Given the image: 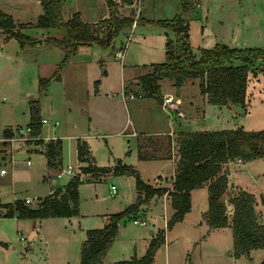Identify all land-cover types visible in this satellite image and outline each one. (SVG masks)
<instances>
[{
	"label": "crops",
	"instance_id": "1",
	"mask_svg": "<svg viewBox=\"0 0 264 264\" xmlns=\"http://www.w3.org/2000/svg\"><path fill=\"white\" fill-rule=\"evenodd\" d=\"M177 1L179 2L177 15L180 14L184 22L188 23L189 25V43L196 55H199L201 48L213 47L217 43H225L230 47L239 48H264V43L256 40L260 36V34H262L261 26H264V7H252L249 9H244L239 5L234 6V0H216L219 2H216L215 0H194L195 5L193 6L191 4V1L189 0L186 4V8L183 9V7L181 6L182 0ZM37 2L39 3V5H41L40 0H37ZM105 2L106 7L101 13L96 15L95 19L94 17L91 19H87L83 16V11L85 9L83 3L79 5L80 2H78L77 5H75L68 2L67 0V3L65 1L66 4H64L63 6L65 12L64 18L69 19L71 18L73 13L78 12L84 22H88L90 24L96 23L97 21L108 16L109 10L107 6V0H105ZM243 3L244 2H241L240 4ZM122 4L127 6H134L133 4L124 2H122ZM227 6L230 7L227 8ZM214 7L220 10L223 8L226 12L224 13V15H220L222 14V12H220L219 10L210 11ZM0 9L9 13L13 17L16 24L15 28L19 27L18 23H27L24 28L22 27L20 29H25L29 32H31L30 30L40 32L39 36L41 37L43 35L44 38H46L47 36L58 37L59 35V30L56 27H39L32 24V22L36 23L37 17L41 13H43V8L41 12L39 11L37 13V16L34 20H22L23 17H26L27 8L25 7V3L20 0H0ZM118 10L119 13L123 15H129L133 12V9H131L128 14L122 13V11L120 10V6H118ZM210 13L211 15H216L215 19L212 22L208 21ZM184 14L187 15L184 16ZM190 16H195L199 19L201 17L199 23L200 26L198 27L197 31L200 41L199 43H197V45H194L192 41L193 30L191 28ZM202 17H204V19H202ZM194 21L198 22L199 20L194 19ZM252 28H255L256 30ZM0 33L2 40L5 34L2 32L1 28ZM164 33L166 35L165 38H171V30L164 29ZM30 36H32V34H30ZM114 41L115 45L112 44V50H114V46H117L116 38ZM122 42L123 41H121L120 43ZM56 46L60 47L59 45ZM141 47L142 51L145 50V53L149 54L156 50V47L152 43L148 42L146 37L143 38ZM164 48V53H166V42ZM143 55L144 54H141L140 57H142ZM118 57L122 59L123 55ZM145 58L146 57L141 58V64L136 65L132 69L131 65L122 64L121 66V69H123L121 81L122 101L126 108L128 118L127 121L129 122V124L126 128L127 122H125L124 125H122V128L117 131L118 135H124L121 137L115 136L116 140L119 141L117 144V150L115 149L113 141L109 140L106 130L107 128L103 126L106 125V123L109 121H111L112 123L115 122V120L118 118L117 114H115L116 111L114 113L113 110V102L115 101V95H113L114 91L105 87L107 85L106 83L109 75L107 68H105L104 72L96 74L93 78L90 79L89 88L87 89L86 94H84V107L78 108L77 114H79V116L77 118L74 117V114H67L66 123L61 127V129L58 128L60 122L57 126L52 125L53 127L50 131V135H42L43 129L41 130L39 137L43 138L44 141H47L51 138H59L61 140V163L64 161L67 155L70 156L71 154V156L74 155V158L76 159V168L72 165L73 163H71L72 159H69L68 164L72 165L75 170H78L81 166L87 164V162L80 161L77 157V139L80 138L88 143L90 150V159L93 163L100 166H112L117 162V160L120 159L127 164L133 165L139 171L142 179L147 183H150L154 186H172L171 178L176 172L177 162L179 159L178 134L182 131L215 130L204 129L202 127H199L198 129H192V126H199L198 120L204 118L207 106H209V104L211 105L212 103H209L207 101V97L201 94L198 78L186 79L177 92V89L173 84V80L168 77H163L158 81L161 90V100L157 99L156 97H152L155 98V101L151 102V107H147L148 109L155 110V114L151 113L152 116L150 117V121H153L155 123V131L144 130L143 125L140 124V120L145 115L149 114L148 109L140 104V108L137 111V106L136 104H134L133 106L135 110H133V106L132 108L129 106V101L130 99H148L151 97H137L132 94L125 95L124 89L127 83H129L130 81L137 83L139 82V77L141 75L151 71L152 63H159V61H148L151 59ZM121 62H123V60ZM130 69L132 70L131 72ZM263 73L264 71L260 70L256 71V73H252L251 71L249 72L247 84V99L251 97V84L256 80H259V77H261ZM250 78L252 79V81H250ZM96 80L99 81L98 90H95L94 82ZM165 83L169 85V89H165ZM192 85H196L198 87V90H196L195 87H192ZM187 86H189V88L192 90L188 94L184 91V88L186 89ZM140 88L141 86L139 84V88L137 89L140 90ZM195 91L197 94H195ZM166 97H171L172 102L170 104L164 102V99ZM199 106H201V110L198 109ZM218 106H227L230 108L229 105ZM238 109L239 108L237 107L236 110ZM132 112L134 113L133 115ZM41 117L48 116L41 115ZM53 118L55 119H51L58 120L56 119L57 117ZM29 121L30 112L29 120L27 121V123ZM239 126L243 125H238L233 128ZM7 127L11 128L13 132V135L11 137L3 136V130ZM18 127L22 126L19 125V123H15V125H13L12 123H7L5 121L0 124V131L2 132V136H0V142L3 143L0 144V155L3 154L4 150L7 149V145L5 144H7L9 141L14 140V132ZM130 128L131 131L129 130ZM151 136H155V140L153 142H150V140L148 141L149 137L151 138V140L154 139ZM121 138L124 140H122ZM143 138L147 141L146 144L143 143ZM104 145L107 146V152L102 154V159H99L98 155L95 152L96 147H104ZM34 147L37 151L43 152L44 144H41L39 147ZM140 149L142 150V153L145 155V157L139 156ZM253 161L264 163V157L257 158L251 161H241L239 159H234L225 164V167L228 169L229 181L228 189L223 195L222 199L226 198L228 202L235 193L242 189L251 192L255 197V210L258 214L259 221L264 223V168H259L255 171L249 170L248 165H250V163H252ZM45 163L47 166L46 155ZM41 170H43V166L39 169V171H37V173H39L40 176L43 177L44 175H41L43 174ZM6 172L7 171H5L4 173ZM150 172H152L151 177H146ZM11 174V181L8 185H12L13 179L18 176V169L13 168ZM72 175L73 174H71V176ZM112 177L117 180L115 182L113 181L110 184V186L114 184L116 187L114 193L111 192L110 189L109 194L111 196L115 197L116 195H118L119 190L122 188V186L127 184V198L124 201L120 202L121 207L119 208L121 209H119V211H121L127 205L135 202L137 199L138 193L136 189L135 178L131 175L120 174L109 175L108 177H106V179H114ZM104 178L105 177H89L88 179L82 180V182L78 186L79 213L76 215L42 218H20L17 216L16 212L14 213L12 218L17 217V219H19L18 221H31L30 224L32 227L29 231V238L31 240V243L35 240H38L39 243H42V248L45 254L43 258L44 262L48 263L50 262V259H53L51 250L49 249L50 239H58L59 244L63 243L64 245L62 252L58 250L60 254V256L57 258L58 264H72V262H75V264H79V262H81L80 246L83 240L86 238V230L88 228L102 227L106 222L109 221V216L110 214H112V212L110 211L113 210L111 209L113 208L112 204L108 203V205L105 200L100 198L97 189V185L100 184L98 181H102ZM92 183H94L93 189L90 187V190L88 192H84V187H86V184ZM52 191L53 189H51L49 193H51ZM10 192H14L12 186L11 188H9L8 186L7 188H4L2 192H0L1 211L4 204L13 202L9 201L8 199L11 196ZM21 199L23 198L21 197ZM15 200L16 199H14V201ZM94 206L100 207V209L95 210ZM207 210L208 191L207 183H205L201 187L192 189L191 209L187 213H185L182 220L177 221L171 229L166 230L165 242L162 243L156 250L151 264H202L204 258L206 259L208 257L214 260L218 257H222L225 254L230 256L231 259H234V264H261V262L264 260V248H254L250 250L249 255L242 254L239 257H235L232 228L230 226L214 228L210 227L206 217ZM174 211L175 209L171 204V198L168 193H164L160 196H151L148 201L140 207L139 211L129 214L121 219L125 220L126 218L135 216L136 214L144 215V218H142L141 220H146V224L148 222L151 223V226L147 230V235L141 239L135 236L129 239L126 257H124L125 253L124 255L122 253L120 257H110L108 254V250L102 262L95 264H138L125 263L124 261L132 259L135 253L130 254V252H132L133 250L138 252L136 253V255H134L137 258L143 256L147 250L150 240L157 234L158 230L166 228L167 222ZM5 217L7 216L0 215V220L2 221ZM228 219L229 221H231L232 219V210L228 213ZM18 234L19 239H25L24 234L21 231H18ZM21 235H23L24 238H21ZM138 243L141 246L139 249L137 247ZM47 248L49 249L50 253L47 252ZM32 251L33 247L31 246V244H29V246L25 250V254H27V256L33 255ZM160 253H162L161 258ZM256 255L258 257V261L255 260Z\"/></svg>",
	"mask_w": 264,
	"mask_h": 264
},
{
	"label": "trees",
	"instance_id": "2",
	"mask_svg": "<svg viewBox=\"0 0 264 264\" xmlns=\"http://www.w3.org/2000/svg\"><path fill=\"white\" fill-rule=\"evenodd\" d=\"M132 4L133 0H120ZM189 0H182L181 6L186 8ZM43 8L35 26L56 27L61 36L47 37L44 41L59 45L65 52L60 60L52 79H61V70L66 66L70 57L78 51L80 46L97 45L106 48L113 44L116 36L125 27L134 23V13L123 15L119 13L116 0H107L108 16L101 19L100 26L84 22L79 13L75 12L71 18L65 19L62 7L65 0H40ZM165 29H171L175 40L166 41L165 61L151 64V71L139 77L140 90L129 88L124 94L137 97H156L161 100L159 79L168 77L173 80L177 92L183 82L189 78L199 79L201 94L207 101L218 105H234L241 108L246 103L248 75L256 61L264 65V48L262 47H230L225 43H217L213 47H203L196 55L189 43V25L179 14L173 19L155 21ZM13 17L0 9V28L5 34L4 39L15 38L21 47L34 45L39 38L30 36L21 30H15ZM264 71V67L259 69ZM258 71V70H254ZM51 78H41V85L48 83ZM98 90L99 81L95 82ZM40 106L38 100L30 102V121L26 124L31 128V134L37 138L35 144H44L43 152L47 158L48 168L61 165L60 154L62 143L59 138L44 141L39 135L42 130ZM13 132L7 127L3 136L11 137ZM179 159L177 169L172 176V186H154L144 181L139 171L131 164L122 160L112 166H100L90 159L88 143L77 139V157L87 162L81 166L79 172L73 174L63 186L56 187L51 193L37 198L36 204H26L24 199H16L6 203L0 210V215L13 216L17 213L20 218L71 216L79 213L78 186L83 179L89 177L103 178L109 175L126 174L135 178L137 199L123 210L112 213L109 221L102 227L88 228L86 238L81 244V264H95L102 262L112 245L119 221L140 207L153 195L168 193L171 204L175 209L167 222L166 228L158 230L150 240L143 256H133L125 263L151 264L158 247L165 242L166 230L183 219L185 213L191 209V191L207 183L208 210L206 217L210 227L230 226L234 242V256L249 255L251 249L264 248V223L259 221L255 210V197L251 192L239 190L230 200L232 219L226 214L227 204L222 197L228 189V169L225 164L230 160L251 161L264 157V129L223 128L203 131H182L178 134ZM140 157H145L142 150ZM264 264V260L261 262Z\"/></svg>",
	"mask_w": 264,
	"mask_h": 264
},
{
	"label": "rangeland",
	"instance_id": "3",
	"mask_svg": "<svg viewBox=\"0 0 264 264\" xmlns=\"http://www.w3.org/2000/svg\"><path fill=\"white\" fill-rule=\"evenodd\" d=\"M20 1L24 2L27 8L26 17H23L22 20H34L37 13L42 11V6L39 5L37 0ZM65 1L67 3V0ZM190 1L194 6L195 1ZM68 2L75 5H77L78 2H80L79 5L83 3L85 6L83 16L87 19L93 17L95 19L96 15L101 13L106 7L105 0H68ZM116 2L118 6H120L122 13L128 14L130 10L133 9L134 16L137 13L138 5L140 6L138 16L134 17V26L132 24L130 27H125L120 31L119 35L115 37L117 46H114V50H112L111 46L103 48L96 43L81 46L77 53L70 57L64 69L61 70L62 79L60 80L52 79L51 76L55 73L60 60L65 55L61 47L56 46L53 42L44 41L45 38L43 35L41 37L39 36L40 32L33 30L29 32L25 29L21 30L20 28H24L27 23H18L19 27H16L15 30H21L29 35L32 34L35 38L43 37L41 44L37 42L25 48L21 47L19 41L15 38H9L8 40H4L3 38L1 40L0 36V124L5 121L13 125L19 123V125L25 127L29 120L30 102L32 100H38L40 114L48 116L46 118L50 120V123L42 126V135H50V131L53 127L51 122L52 119H55L53 117H57L56 119L60 122L58 128L61 129L66 123L67 114H74L75 118L79 116L77 110L79 107H84V94H86L89 88L90 79L96 74L101 73L102 68H107L109 75L105 87L114 91L113 95H115V101L113 102V110L114 113L116 111L115 114H117L118 118L115 120L116 123L109 121L103 126L107 128L109 140H112L115 149H118L117 144L119 141L116 140L115 136L121 137L124 135H118L117 131L122 128L125 122H127L126 128L129 124L127 121L126 108L122 101L121 81L123 69H121V66L122 64L131 65L132 69L136 65L141 64L140 59L144 57H146L145 59H151L148 61L161 62L165 60L164 46L167 39L164 33L165 28L155 21L173 19L177 15L179 2L177 0H140L139 3L134 6L123 5L120 0ZM241 2L244 3L240 4ZM233 5H239L244 9L252 7L263 8L264 0H234ZM229 7L230 6H227V8ZM212 10H219L222 12L220 15H224L226 12L223 8L220 10L214 7L210 11ZM62 13L64 16V7H62ZM186 15L184 14V16ZM209 15L208 21L212 22L216 15H211V13ZM190 17L191 28L193 30L192 41L194 45H197L200 41L197 31L200 26L201 17L200 19L195 16ZM194 19H198L199 21L196 22ZM202 19H204V17H202ZM100 22L99 20L91 24L94 26L96 25L95 28L98 27L102 29L103 26H100ZM32 24L35 23L32 22ZM168 30L171 29L169 28ZM261 30L262 34H260L256 40L264 43V26H261ZM171 32L170 39L173 38L172 40H175L176 35L172 30ZM60 36L61 34L59 32L58 37ZM144 37L156 47V50L151 54L145 53V50L142 51L141 43ZM121 41L123 42L120 43ZM114 42L115 41H113V44L115 45ZM119 50L123 52L122 59L116 56ZM141 54L144 55L140 57ZM122 60L123 62H121ZM255 64L256 65H253L252 73H256L254 70L259 71V69L264 67L261 61H256ZM131 69L130 72L132 71ZM48 77L51 78L49 82L41 85L40 79ZM250 81H252L251 78ZM127 87L137 89L139 88V83L130 81L127 83ZM164 87L165 89H169L167 83L164 84ZM192 87L198 90L196 85H192ZM251 88V97L247 99L246 94V103L243 108L234 105H229V108L227 106L220 107L218 105L209 104L204 118L198 120L199 126H192V129H198L199 127L204 129L233 128L238 125H243L245 129H264V73L259 77V80L251 84ZM184 91L188 94L192 90L187 86L186 89L184 88ZM195 94H197L196 91ZM152 101L154 102L155 98L130 99L129 106L132 108V106L136 104L138 111L140 104L147 108L151 107ZM237 107L239 108L238 110H236ZM198 109L201 110V106H199ZM133 110H135L134 106ZM148 111L149 114L145 115L140 120V124L143 125L146 131H155V123L150 121V117L152 116L151 113L155 114V110L148 109ZM133 114L132 112V115ZM131 128L129 129L130 131ZM0 136H2L1 131ZM16 137L18 136H14V140L5 144L7 145V149L0 155V169L4 168L7 171L6 173H0V192L8 186L9 188L12 186L14 189V192H10L11 196L8 198L9 201L14 202V199H21V197L24 199L30 196L34 199L33 203H35L38 200L37 198L47 195L51 189L54 190L56 187L65 185L68 182L70 178L69 175L64 174L58 176L57 174L60 168H64L68 165L69 159H72L71 163H73L72 165L76 168V159L74 155H67L59 167L48 168L45 163V155L43 152L37 151L34 147L35 145L31 142L24 141V145L21 147V142L18 141ZM151 137L154 139L151 140L149 137L148 141L150 140V142H153L155 136ZM142 141L144 144L147 143L144 138ZM0 144L3 143L0 142ZM106 147L105 145L104 147H96L95 152L99 159H102V154L107 152ZM27 160L30 161L29 165L27 164ZM42 166L43 170L41 171L43 174L41 175H44L43 177L37 173ZM13 168L18 169V176L13 179L12 185H8L11 181V172ZM259 168H264V163L253 161L248 165L249 170L255 171ZM151 175L152 172L147 174L146 177H151ZM116 180L115 178L106 179L105 177L102 181H98L100 184L97 185L100 198L105 200L107 204H112L113 208L111 209L113 210H110L112 213L119 211V209H121L119 208L121 207L120 202L127 198V184L122 186L118 195L115 197L109 194L110 184ZM93 184L94 183L86 184L84 192H88L90 187L93 189ZM94 207L95 210L100 209V207ZM143 216L142 214H136L135 216L119 221L116 239L109 248L108 254L110 257H120L122 253L123 255L125 253L124 257H126L129 239L133 236L141 239L147 235V230L151 226V223L148 222L146 225H142L140 223H134L133 221L134 218L141 220L144 218ZM12 217L13 216L5 217L2 221L0 220V264H58L57 258L60 256L58 250L62 252L64 247L63 243L59 244L58 239H50L49 249L51 250L53 259H50L48 263L44 262L43 258L45 254L42 243H39L38 240L32 241L31 243L29 238V231L32 227L30 224L31 221H18L19 219H17V217ZM18 231L24 234V240L19 239ZM29 244L33 247V255L27 256L25 250ZM137 247L138 249L141 247L139 243ZM49 249L47 248V252H49ZM131 253H135L134 255H136L138 252L133 250L130 254ZM161 257L162 253H160V258ZM255 260L258 261L257 255ZM72 264H75V262H72ZM79 264H81V262H79ZM202 264H234V259H231L230 256L225 254L214 260L208 257L206 259L204 258Z\"/></svg>",
	"mask_w": 264,
	"mask_h": 264
},
{
	"label": "built area",
	"instance_id": "4",
	"mask_svg": "<svg viewBox=\"0 0 264 264\" xmlns=\"http://www.w3.org/2000/svg\"><path fill=\"white\" fill-rule=\"evenodd\" d=\"M139 1L140 0H133V5H136V4H138L139 3ZM139 12H140V6L138 5V7H137V13H136V15L135 16H138V14H139ZM134 16V17H135ZM134 23H135V20H134ZM133 23V24H134ZM117 55L118 56H122L123 55V52H121L120 50L117 52ZM164 102L165 103H167V104H170L171 102H172V99H171V97H166L165 99H164ZM47 123H50V120L48 119V118H46V117H42L41 118V124H42V126L43 125H45V124H47ZM51 124L53 125V126H57L58 124H59V121L58 120H52V122H51ZM31 128L29 127V126H25V127H18V128H16L15 129V132H14V136H18V137H16V139L18 140V141H20L21 142V145L23 146L24 144H23V142L25 141V142H29V141H33V140H35L37 137L36 136H34V135H32L31 133ZM11 139V138H10ZM32 143H34V142H32ZM35 144V143H34ZM41 144H35V146L36 147H39ZM43 149H44V147H43ZM27 163L29 164L30 163V161L29 160H27ZM6 171V169H4V168H1L0 169V172L1 173H4ZM79 172V169L78 170H75V168L72 166V165H67L66 167H64V168H60L59 169V172H58V176H62V175H64V174H66V173H71V174H76V173H78ZM110 189H111V192H115V189H116V187H115V185L114 184H112L111 186H110ZM24 202L26 203V204H32L33 202H34V199L33 198H30V197H26V198H24ZM133 221H134V223H140V224H142V225H145L146 224V220H139V219H133ZM21 238H24L23 237V235H21L20 236Z\"/></svg>",
	"mask_w": 264,
	"mask_h": 264
},
{
	"label": "water",
	"instance_id": "5",
	"mask_svg": "<svg viewBox=\"0 0 264 264\" xmlns=\"http://www.w3.org/2000/svg\"><path fill=\"white\" fill-rule=\"evenodd\" d=\"M38 42L41 43V42H42V39L39 38ZM104 70H105V68H102V72H104ZM66 174L69 175V176H71V173H66ZM223 201L227 204V208H226V214H227L229 211L232 210L233 206L227 202V199H226V198L223 199ZM35 204H36V203H33L32 205L34 206ZM2 211H3V212H6V208L3 207V208H2Z\"/></svg>",
	"mask_w": 264,
	"mask_h": 264
}]
</instances>
